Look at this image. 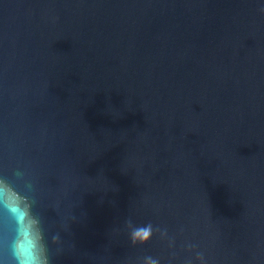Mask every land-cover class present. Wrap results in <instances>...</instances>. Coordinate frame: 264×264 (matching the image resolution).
Returning <instances> with one entry per match:
<instances>
[{"label": "water", "instance_id": "obj_1", "mask_svg": "<svg viewBox=\"0 0 264 264\" xmlns=\"http://www.w3.org/2000/svg\"><path fill=\"white\" fill-rule=\"evenodd\" d=\"M262 9L0 0V264H264Z\"/></svg>", "mask_w": 264, "mask_h": 264}, {"label": "clouds", "instance_id": "obj_2", "mask_svg": "<svg viewBox=\"0 0 264 264\" xmlns=\"http://www.w3.org/2000/svg\"><path fill=\"white\" fill-rule=\"evenodd\" d=\"M264 11V9H262ZM151 235V229L150 227L146 228H139L133 233V241L135 242L137 237L144 238V237H150ZM143 242V239H142Z\"/></svg>", "mask_w": 264, "mask_h": 264}]
</instances>
